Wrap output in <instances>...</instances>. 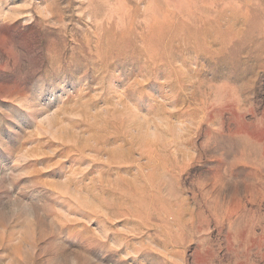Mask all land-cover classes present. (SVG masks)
<instances>
[{
    "label": "rangeland",
    "instance_id": "1",
    "mask_svg": "<svg viewBox=\"0 0 264 264\" xmlns=\"http://www.w3.org/2000/svg\"><path fill=\"white\" fill-rule=\"evenodd\" d=\"M0 264H264V0H0Z\"/></svg>",
    "mask_w": 264,
    "mask_h": 264
}]
</instances>
